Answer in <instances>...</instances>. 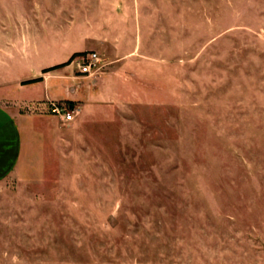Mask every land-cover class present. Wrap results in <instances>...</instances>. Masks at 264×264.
<instances>
[{
  "label": "rangeland",
  "instance_id": "rangeland-1",
  "mask_svg": "<svg viewBox=\"0 0 264 264\" xmlns=\"http://www.w3.org/2000/svg\"><path fill=\"white\" fill-rule=\"evenodd\" d=\"M93 31L66 64L135 49L147 84L38 122L43 171L0 181V264H264V0H0V88Z\"/></svg>",
  "mask_w": 264,
  "mask_h": 264
},
{
  "label": "crops",
  "instance_id": "crops-1",
  "mask_svg": "<svg viewBox=\"0 0 264 264\" xmlns=\"http://www.w3.org/2000/svg\"><path fill=\"white\" fill-rule=\"evenodd\" d=\"M91 34V37L71 48L63 59L48 61L29 76L17 74L10 91L0 88V181L13 172L28 175L43 171L36 156L35 142L39 135L36 126L38 122L45 123L43 118L51 116L46 114L49 102L70 101L72 107L77 108V113H81L85 112L83 107L89 103L115 99L125 89L140 88L144 91L147 82L139 76L146 73V59L135 49L108 61L106 70L95 76L75 74L70 64L63 65L73 52L97 50L103 46L105 42L101 34L97 31ZM14 60L25 62L23 57ZM55 65L58 66L50 69ZM41 69L49 70L39 74ZM31 78L36 80L23 83ZM2 84L1 80L0 86ZM27 103H37V112L25 110ZM54 117L62 121L58 116Z\"/></svg>",
  "mask_w": 264,
  "mask_h": 264
},
{
  "label": "built area",
  "instance_id": "built-area-1",
  "mask_svg": "<svg viewBox=\"0 0 264 264\" xmlns=\"http://www.w3.org/2000/svg\"><path fill=\"white\" fill-rule=\"evenodd\" d=\"M70 65L74 66L80 75L95 76L103 72L106 63L96 52H86L71 59ZM47 113L58 116L64 122H69L73 120L77 108L65 107L57 101H51L47 104Z\"/></svg>",
  "mask_w": 264,
  "mask_h": 264
},
{
  "label": "trees",
  "instance_id": "trees-1",
  "mask_svg": "<svg viewBox=\"0 0 264 264\" xmlns=\"http://www.w3.org/2000/svg\"><path fill=\"white\" fill-rule=\"evenodd\" d=\"M63 64H66V63H63ZM58 65H55V66H53V67H51V68H55V67H57ZM50 68V69H51ZM46 70H49V69H44V71H46ZM33 80H36V79H30V80H26V81H23V83H28V82H31V81H33ZM69 103H70V101H68ZM71 104V103H70Z\"/></svg>",
  "mask_w": 264,
  "mask_h": 264
}]
</instances>
